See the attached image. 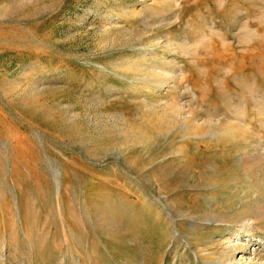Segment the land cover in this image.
Segmentation results:
<instances>
[{"label":"rangeland","instance_id":"obj_1","mask_svg":"<svg viewBox=\"0 0 264 264\" xmlns=\"http://www.w3.org/2000/svg\"><path fill=\"white\" fill-rule=\"evenodd\" d=\"M0 264H264V0H0Z\"/></svg>","mask_w":264,"mask_h":264},{"label":"bare ground","instance_id":"obj_2","mask_svg":"<svg viewBox=\"0 0 264 264\" xmlns=\"http://www.w3.org/2000/svg\"><path fill=\"white\" fill-rule=\"evenodd\" d=\"M233 128H234V133H236V132H237V133H238V135H239V134H241V129H240V128H238V127H236V128H235V127H233ZM231 133H233V132H231ZM235 247H238V246H235Z\"/></svg>","mask_w":264,"mask_h":264}]
</instances>
